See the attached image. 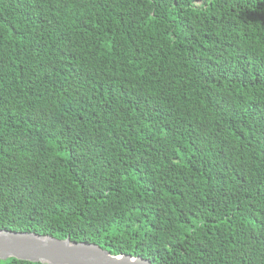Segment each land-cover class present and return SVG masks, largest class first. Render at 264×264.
Masks as SVG:
<instances>
[{
	"label": "trees",
	"instance_id": "obj_1",
	"mask_svg": "<svg viewBox=\"0 0 264 264\" xmlns=\"http://www.w3.org/2000/svg\"><path fill=\"white\" fill-rule=\"evenodd\" d=\"M201 1L0 0V230L264 264V0Z\"/></svg>",
	"mask_w": 264,
	"mask_h": 264
},
{
	"label": "water",
	"instance_id": "obj_2",
	"mask_svg": "<svg viewBox=\"0 0 264 264\" xmlns=\"http://www.w3.org/2000/svg\"><path fill=\"white\" fill-rule=\"evenodd\" d=\"M8 259L39 264H152L141 257L112 255L93 243L0 230V261Z\"/></svg>",
	"mask_w": 264,
	"mask_h": 264
},
{
	"label": "rangeland",
	"instance_id": "obj_3",
	"mask_svg": "<svg viewBox=\"0 0 264 264\" xmlns=\"http://www.w3.org/2000/svg\"><path fill=\"white\" fill-rule=\"evenodd\" d=\"M209 0H203V1H201L200 3H198L199 5H205L207 2H208Z\"/></svg>",
	"mask_w": 264,
	"mask_h": 264
}]
</instances>
